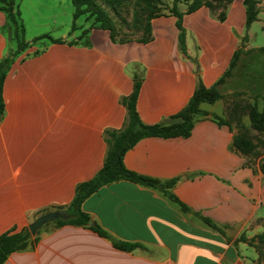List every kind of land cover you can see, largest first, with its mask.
Masks as SVG:
<instances>
[{
	"label": "crops",
	"instance_id": "obj_1",
	"mask_svg": "<svg viewBox=\"0 0 264 264\" xmlns=\"http://www.w3.org/2000/svg\"><path fill=\"white\" fill-rule=\"evenodd\" d=\"M23 2L30 3L19 8L29 45L12 63L3 89L0 235L69 206L77 186L102 169L109 148L105 132L123 128L124 99L137 79L141 120L166 123L188 104L200 81L210 88L230 70L236 51L241 50L237 66L249 52L260 53L261 47L251 44L254 22L264 30V0H258V19L249 27L243 0H231L223 14L207 4L188 12L180 3L184 53L178 17L170 10L150 20L144 41L132 30L122 35L112 12L114 33L94 25L88 14L72 29L71 0ZM7 22L0 10V60L17 47L4 31ZM43 35L49 37L33 42ZM236 68L225 85L245 75ZM244 77L249 82L252 75ZM252 84L257 98L251 103L262 108L264 83ZM245 86L220 92L224 99L225 93L253 92ZM222 100L200 105L209 115L195 118L190 135L145 137L124 155L125 166L137 174L175 179L169 190L190 211L165 192L129 180L103 185L82 203L93 222L145 249L123 251L88 226L48 222L34 246L13 252L4 264H263L247 238L264 230V166L234 146L238 117L247 123L250 102ZM213 113L228 123L219 124Z\"/></svg>",
	"mask_w": 264,
	"mask_h": 264
},
{
	"label": "trees",
	"instance_id": "obj_2",
	"mask_svg": "<svg viewBox=\"0 0 264 264\" xmlns=\"http://www.w3.org/2000/svg\"><path fill=\"white\" fill-rule=\"evenodd\" d=\"M74 5V21L72 29H75V20L83 14H88L89 17L94 18V25L110 30L111 33L116 31L115 18H121V7H123L129 0H71ZM167 0H141V5H144L147 16V24L145 27L146 36L142 40H146L150 31V20L153 17L162 15L167 8L178 17L177 26L180 29V48L184 53H187L186 47V31L182 24L183 13L179 11L178 4L186 3L188 5V12L198 9L203 0H170L171 6L166 3ZM246 6L247 26L249 27L254 21L258 19L260 9L258 8V0H243ZM0 10L6 12L8 22L5 25L4 31L7 32L10 39L16 43V49L10 48L7 55L0 60V120L5 111V101L3 95L4 80L10 69L12 63L19 53L24 51L29 42L25 38V25L19 9V4L16 0H0ZM112 11V13H111ZM48 35H43L35 38L33 42ZM52 41H61L60 39L50 38ZM241 50L235 52L231 62L230 70L222 76L218 82L208 88L201 81L199 82L193 96L188 104L177 114L173 115L166 123L145 124L137 111L136 102L140 90V80L135 82L132 94L124 99V103L128 109V115L121 129H109L105 132V139L108 143V152L104 161L102 169L89 181L79 184L76 188V193L71 204L67 207H61L54 211H61L66 218H59L55 222L58 226L65 224L83 225L93 229L101 236L110 239L114 246L123 251H134L138 248H146L142 243L122 240L97 222L89 225L92 220L90 214L82 209V203L91 194L96 192L101 186L118 180H129L131 182L153 187L165 192L170 199L178 204L184 211H190V208L185 205L177 196L170 192V188L175 184L176 180H168L161 182L157 179L143 176L129 170L124 164L125 153L132 148L140 139L145 137H177L188 136L195 123V118L198 115H209L201 109L200 105L204 102L214 103L223 98L220 92V86L225 82L226 78L230 76L233 69L237 67ZM262 109V110H260ZM250 120L254 128L264 130V107L259 108L255 103L251 108ZM212 118L219 124H227L228 122L217 114H211ZM244 134H237L234 137V146L244 154H249L254 145L251 140L245 137ZM47 213V212H46ZM206 223L216 230L224 233L223 229L217 226L209 218H203ZM33 235L29 230V225L21 230H10L0 235V264H4L10 254L17 251L26 250L34 246L39 239V232ZM246 239V238H244Z\"/></svg>",
	"mask_w": 264,
	"mask_h": 264
},
{
	"label": "rangeland",
	"instance_id": "obj_3",
	"mask_svg": "<svg viewBox=\"0 0 264 264\" xmlns=\"http://www.w3.org/2000/svg\"><path fill=\"white\" fill-rule=\"evenodd\" d=\"M101 4L103 2L99 0ZM231 0H203L202 4H207L210 7L215 8L216 12H220V14L224 13V7L230 2ZM19 4V8L26 9L29 6V2L21 3V0H16V4ZM141 0H129L123 7H121V14L122 17L117 18V24H118V30L119 32L123 35V33L128 37L131 33H129V30H132V34L136 37L143 38L146 36V22H147V16H146V10L144 8V5L142 6ZM166 3L168 6H171V1L167 0ZM168 11V8L167 10ZM112 12V11H111ZM64 15V10H62L60 14V18L62 19V16ZM86 20L85 17L81 18L79 20L80 23H84ZM252 32L254 34V38L251 40V44L253 46H259L260 53L255 54V51L249 52L247 55L242 57L241 62L239 63V66H237L236 70L237 71H242L243 75L250 74L252 75V78L247 81H243L245 78L244 76H239L236 79H233L232 81L230 80L226 85L225 83L220 86L221 91L224 93L227 90H238V89H245L246 85L249 84V90L253 91L248 94H243L241 92H236L235 94H232L231 96L230 93H225L226 98L224 99V94H223V100L222 102L225 103V100L228 98L231 99V97H234V99L241 100H247L250 102L249 106V114L251 115V108H252V103L253 98H257V93L253 90L254 87H250V85H253L254 83L256 85L257 82H259V86L264 83V30L261 27L260 22H254L253 27H252ZM124 35V36H125ZM125 36V37H126ZM205 106H210L209 104H206ZM262 110V109H260ZM218 114L222 115L221 112L222 110L218 108L216 110ZM249 121V122H248ZM238 122L240 124V128L238 129V134H244L246 135L245 137L248 138L249 140L252 141L254 145V149L249 153L250 157L253 159H260L262 162L261 164L264 166V130H259L256 129L252 126L250 116L249 119L244 121L243 119H240V116L238 117ZM247 242L249 246L254 248V251L258 255V260L259 262L264 264V230L254 236H252L250 239L247 238Z\"/></svg>",
	"mask_w": 264,
	"mask_h": 264
},
{
	"label": "water",
	"instance_id": "obj_4",
	"mask_svg": "<svg viewBox=\"0 0 264 264\" xmlns=\"http://www.w3.org/2000/svg\"><path fill=\"white\" fill-rule=\"evenodd\" d=\"M59 218H66V216L61 211H50L39 215L33 222L29 224L30 232L35 235L37 231L42 228L46 223L52 222ZM93 221H89V225H92Z\"/></svg>",
	"mask_w": 264,
	"mask_h": 264
}]
</instances>
